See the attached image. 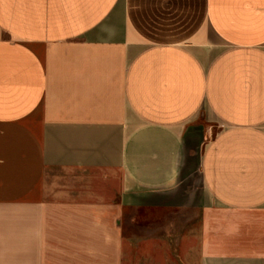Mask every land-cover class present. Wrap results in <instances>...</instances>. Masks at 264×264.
Segmentation results:
<instances>
[{
  "label": "crops",
  "instance_id": "obj_1",
  "mask_svg": "<svg viewBox=\"0 0 264 264\" xmlns=\"http://www.w3.org/2000/svg\"><path fill=\"white\" fill-rule=\"evenodd\" d=\"M0 264H264V0H0Z\"/></svg>",
  "mask_w": 264,
  "mask_h": 264
},
{
  "label": "rangeland",
  "instance_id": "obj_2",
  "mask_svg": "<svg viewBox=\"0 0 264 264\" xmlns=\"http://www.w3.org/2000/svg\"><path fill=\"white\" fill-rule=\"evenodd\" d=\"M207 129H208V131H207ZM216 129H217V127H216L215 125H212V126H210V127H207V128H206L207 133H206L205 138H206V137L209 138L210 136H212V134L215 133ZM207 138H206V139H207ZM206 139H205V140H206Z\"/></svg>",
  "mask_w": 264,
  "mask_h": 264
}]
</instances>
